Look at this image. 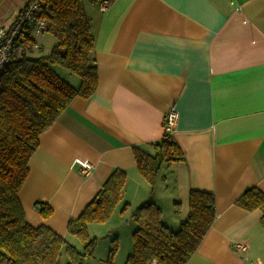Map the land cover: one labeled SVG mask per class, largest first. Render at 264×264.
I'll return each instance as SVG.
<instances>
[{"label": "crops", "instance_id": "obj_1", "mask_svg": "<svg viewBox=\"0 0 264 264\" xmlns=\"http://www.w3.org/2000/svg\"><path fill=\"white\" fill-rule=\"evenodd\" d=\"M100 1L84 0L98 88L89 99L75 98L40 136L19 194L27 220L77 247L69 221L119 168L127 173L121 203L108 221L88 225L94 237L110 239L98 242L99 259L84 264H106L113 239L120 245L114 262L125 264L138 227L132 215L145 202L160 207L164 223L178 230L192 189L215 195L216 218L187 264H264L261 213L237 205L250 187L264 192V0H114L105 11ZM26 3L0 0V28ZM49 34H32L38 47L26 52L53 49ZM63 69L55 71L78 87L80 77ZM170 107L179 112L173 136L186 161L163 166L151 188L134 147L154 153ZM81 162L93 164L90 175L81 174ZM42 202L53 209L46 219ZM239 244L246 249L238 251Z\"/></svg>", "mask_w": 264, "mask_h": 264}, {"label": "trees", "instance_id": "obj_2", "mask_svg": "<svg viewBox=\"0 0 264 264\" xmlns=\"http://www.w3.org/2000/svg\"><path fill=\"white\" fill-rule=\"evenodd\" d=\"M39 1V14L47 20V32L57 40L56 45L48 55L37 58L26 52L12 54L0 73V264H83L94 255L98 242L89 237L88 225L109 220L122 201L127 173L114 169L79 217L69 221L68 232L84 243V250L49 226L34 227L27 220L19 194L40 136L75 98L89 99L98 88L96 40L84 0ZM23 38L21 44L32 48L36 44L32 36ZM51 65L79 76L80 85L68 83ZM152 146L154 153L134 147V155L139 173L154 188L163 166L184 162L186 155L173 134L167 132ZM178 205L176 202L177 211ZM237 205L249 212L260 211L264 227V192L250 187ZM38 210L45 219L53 214L52 207L43 202ZM132 218L138 227L133 233V252L125 264H151L153 260L157 264H187L214 223L216 197L192 189L189 215L176 231L164 223L161 208L153 202L139 206ZM119 247V241L113 240L107 264H114Z\"/></svg>", "mask_w": 264, "mask_h": 264}, {"label": "built area", "instance_id": "obj_3", "mask_svg": "<svg viewBox=\"0 0 264 264\" xmlns=\"http://www.w3.org/2000/svg\"><path fill=\"white\" fill-rule=\"evenodd\" d=\"M101 11L108 8L109 1L101 0L99 3ZM41 3L39 0L26 4L17 14L14 22L7 27L0 28V73L5 69L12 54H22L32 48L28 44H21L24 35H41L48 31V22L39 14ZM33 47H38L35 44ZM179 119V112L170 107L164 117L165 132L173 134ZM94 166L90 162H81V174L84 176L92 173ZM246 245L239 244L238 251H244ZM151 264H157L153 260Z\"/></svg>", "mask_w": 264, "mask_h": 264}, {"label": "rangeland", "instance_id": "obj_4", "mask_svg": "<svg viewBox=\"0 0 264 264\" xmlns=\"http://www.w3.org/2000/svg\"><path fill=\"white\" fill-rule=\"evenodd\" d=\"M50 38H54V37H52V35L51 34H49L48 35ZM55 39V38H54ZM56 40V39H55ZM54 42H56L57 43V40L56 41H54ZM51 49H52V46H51V48H49V46L48 45H46L45 46V49H44V51L43 52H37L36 50H33V51H29V52H26V54H28V56L29 57H31V58H37V57H40V56H38L39 54L40 55H43V54H46V53H49L50 51H51ZM52 66V68L54 69H58V68H61V67H57V66H54L53 67V65H51ZM54 69V70H55ZM66 69V68H65ZM62 70H64L63 69V67H62ZM67 70V69H66ZM68 71V73H70V74H73V73H71L69 70H67ZM57 72V71H56ZM58 73V72H57ZM73 75H75V76H77L76 74H73ZM88 234H89V237H91V238H96L97 239V241L98 242H100L101 240H104V239H106V238H109L108 237V235H104L103 237H99V238H97V237H94V235H92V234H90L89 233V230H88ZM110 239V238H109ZM79 240V239H78ZM113 240H115V239H113ZM113 240H112V242H111V247H112V244H113ZM98 242H97V247H98ZM100 244V243H99ZM97 247H96V249H97ZM77 248L78 249H80V250H84V243L81 241V240H79V243L77 244ZM111 249V248H110ZM110 251V250H109ZM100 253H99V251H96L95 250V253H94V255L96 256V259H99L100 257L98 256ZM94 255L92 256V257H94ZM109 255V254H108ZM108 257L109 256H107V258H106V264H107V259H108ZM116 257V256H115ZM88 258H91V257H88ZM87 259V258H86ZM85 259V260H86ZM115 259V258H114ZM99 261H101V260H99ZM103 261V260H102ZM101 261V262H102ZM84 264V263H83ZM114 264H115V262H114Z\"/></svg>", "mask_w": 264, "mask_h": 264}, {"label": "bare ground", "instance_id": "obj_5", "mask_svg": "<svg viewBox=\"0 0 264 264\" xmlns=\"http://www.w3.org/2000/svg\"><path fill=\"white\" fill-rule=\"evenodd\" d=\"M109 6V5H108Z\"/></svg>", "mask_w": 264, "mask_h": 264}]
</instances>
